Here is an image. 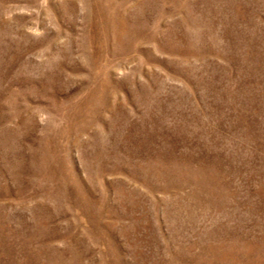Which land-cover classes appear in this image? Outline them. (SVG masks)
<instances>
[{
	"label": "rangeland",
	"instance_id": "1",
	"mask_svg": "<svg viewBox=\"0 0 264 264\" xmlns=\"http://www.w3.org/2000/svg\"><path fill=\"white\" fill-rule=\"evenodd\" d=\"M0 264H264V0H0Z\"/></svg>",
	"mask_w": 264,
	"mask_h": 264
}]
</instances>
